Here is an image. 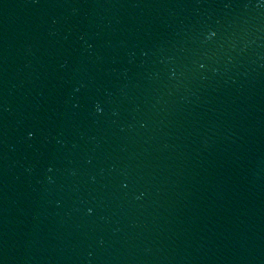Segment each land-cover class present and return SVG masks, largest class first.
I'll return each instance as SVG.
<instances>
[{"label":"water","instance_id":"1","mask_svg":"<svg viewBox=\"0 0 264 264\" xmlns=\"http://www.w3.org/2000/svg\"><path fill=\"white\" fill-rule=\"evenodd\" d=\"M0 264H264V0H0Z\"/></svg>","mask_w":264,"mask_h":264}]
</instances>
